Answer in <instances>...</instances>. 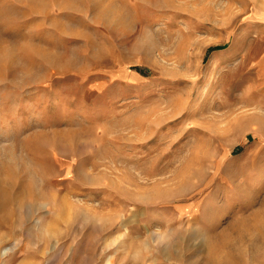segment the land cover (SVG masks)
Here are the masks:
<instances>
[{
  "label": "rangeland",
  "instance_id": "374dc122",
  "mask_svg": "<svg viewBox=\"0 0 264 264\" xmlns=\"http://www.w3.org/2000/svg\"><path fill=\"white\" fill-rule=\"evenodd\" d=\"M0 264H264V0H0Z\"/></svg>",
  "mask_w": 264,
  "mask_h": 264
}]
</instances>
